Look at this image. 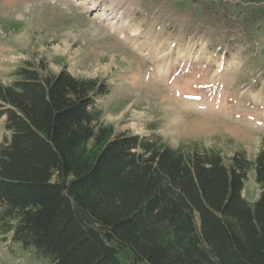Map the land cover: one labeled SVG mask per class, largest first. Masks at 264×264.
I'll return each mask as SVG.
<instances>
[{
    "label": "trees",
    "instance_id": "16d2710c",
    "mask_svg": "<svg viewBox=\"0 0 264 264\" xmlns=\"http://www.w3.org/2000/svg\"><path fill=\"white\" fill-rule=\"evenodd\" d=\"M14 78L0 82L4 239L51 264H264V143L254 160H226L198 143L117 134L101 121L106 80L49 74L43 61Z\"/></svg>",
    "mask_w": 264,
    "mask_h": 264
},
{
    "label": "rangeland",
    "instance_id": "374dc122",
    "mask_svg": "<svg viewBox=\"0 0 264 264\" xmlns=\"http://www.w3.org/2000/svg\"><path fill=\"white\" fill-rule=\"evenodd\" d=\"M75 1L0 0V82L43 61L49 74L106 80L101 121L117 134L154 133L173 148L198 143L226 160L239 151L257 157L264 0H106L92 11L91 0ZM116 6L122 19L103 14ZM3 134L2 119L0 143ZM255 178L244 190L252 203L261 193ZM0 264L51 263L0 235Z\"/></svg>",
    "mask_w": 264,
    "mask_h": 264
},
{
    "label": "bare ground",
    "instance_id": "6f19581e",
    "mask_svg": "<svg viewBox=\"0 0 264 264\" xmlns=\"http://www.w3.org/2000/svg\"><path fill=\"white\" fill-rule=\"evenodd\" d=\"M75 1V0H74ZM81 0L75 1V4H79ZM106 0H91L90 7L88 8V11H92L97 7L98 9H102L103 5L105 4ZM119 6V4H118ZM118 6L110 8L108 10L103 11V14L107 17H112L111 19L117 21V19H122L123 15H120V9H118ZM119 17V18H118ZM163 72V69H162Z\"/></svg>",
    "mask_w": 264,
    "mask_h": 264
}]
</instances>
